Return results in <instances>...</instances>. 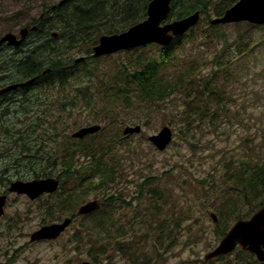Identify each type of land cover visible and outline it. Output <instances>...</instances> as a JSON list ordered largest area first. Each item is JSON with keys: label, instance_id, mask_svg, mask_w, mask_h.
Masks as SVG:
<instances>
[{"label": "trees", "instance_id": "1", "mask_svg": "<svg viewBox=\"0 0 264 264\" xmlns=\"http://www.w3.org/2000/svg\"><path fill=\"white\" fill-rule=\"evenodd\" d=\"M39 1L42 11L40 15L25 21L29 22V28L36 26V29H30L32 42L22 55L21 50L15 48V52L19 54L9 57V63L0 61V79L1 73L9 72V79L20 81L18 83L34 78L29 84L32 89L45 86L56 88L57 91L53 95H33L30 94L31 89L19 94L18 102L14 103H20L26 109V115L32 114L28 116L31 120L24 126V130L30 139L36 134L39 137L37 143L28 141L22 144L16 135L19 133V129L15 128L17 123L8 125L3 120L4 114L0 113V127L3 128L0 130V141L5 136L21 145L17 151L12 147L7 148L6 142L0 143V184L5 188L3 191L8 190L11 181L7 173H19L16 170L20 162L16 164V161H23L24 167L29 168L28 179L50 176L59 178L60 186L54 195L60 196L45 207L49 218L67 215L75 217V211L91 193L101 192L104 203L99 202L100 207L97 210L81 216V220L93 219L94 224L83 222L82 229L89 237L92 247H96V250H89H93V255L98 256L107 252L106 241L117 240L120 232L124 234L120 225L114 221L122 206V190L118 187L119 191H114L112 187L115 184L120 185V181H117L122 163L119 145L129 136L124 134L123 124L137 120L131 118L134 114L146 116L159 112L167 116L169 113L165 110L166 106L176 103L177 112H172L168 123L178 126L180 136L186 137L198 118L212 116V119H216L217 111L212 112L211 104L220 105L222 95L218 92L215 80L195 78L199 62L186 63L184 59H176V49L183 48L184 38L191 35L197 26L184 35L175 37L166 46L149 43L119 51L114 57L113 54L93 55L94 46L98 44L101 35L123 32L144 20L151 0H60L58 3H50L51 0ZM213 2L214 0H172L169 16L179 19L198 10L207 13ZM236 2L237 0H218L215 6L216 16L224 15ZM245 24L251 29L264 26L250 22ZM224 25L208 21L207 31H217ZM54 33L57 35L54 36ZM239 35L240 39L244 37L243 34ZM224 40L227 41V38ZM248 44L249 42L247 46ZM149 45L159 48V53L148 52L146 48ZM84 46L88 48L87 52L80 56L83 57L82 60H78L80 57L75 58L73 52H81ZM238 46L240 52L242 45ZM101 59L110 61L107 60V64L101 65ZM219 66L221 69L226 68L223 67L225 63H220ZM80 103L90 107L96 114L89 117V122L100 121L104 124L100 123V131L76 138L73 136L74 132L71 134L66 128L58 127L56 123L63 120L60 116H55L51 109L55 106L63 112L67 107L78 106ZM33 107H42V112L36 115L32 111ZM45 111L48 115L42 114ZM54 117L57 119L53 120ZM139 119L138 123L141 122ZM45 120L48 126L43 128V132L36 133L42 123L45 124ZM48 141L51 143H47ZM10 150V161L13 160L16 165L5 164L9 155L6 152ZM224 166L221 182H214L212 190L216 195L214 199L217 198L215 209L219 214L218 221L224 222L218 225L221 238L236 221L250 218L264 206V163L228 160ZM144 181L149 179L145 178ZM64 184H69L68 188ZM144 186L145 183L142 184V191ZM147 194L159 201L165 199L167 202L169 199L165 191L153 190ZM152 211L160 216L166 212L160 205L144 209V213ZM155 214L152 212V215ZM164 225L161 221V226L158 227L151 219L143 223L144 228L149 227L156 233L166 232ZM76 237L80 240L83 238L80 234ZM160 239L161 236L158 241ZM114 244L121 250L123 244L120 241ZM236 255L237 264H264L253 253L242 248L237 249Z\"/></svg>", "mask_w": 264, "mask_h": 264}, {"label": "rangeland", "instance_id": "2", "mask_svg": "<svg viewBox=\"0 0 264 264\" xmlns=\"http://www.w3.org/2000/svg\"><path fill=\"white\" fill-rule=\"evenodd\" d=\"M59 1L51 0L50 3ZM217 1L214 0L209 12L202 13L201 22L192 34L186 35L183 48L179 47L175 51L178 60L199 62L195 78H208L217 83L222 99L220 105L211 104L212 112L217 111L216 119H212V116L198 118L193 122L189 134L186 137L180 136L179 127L168 123L172 112L178 109L176 103H171L165 109L169 113L167 116L159 112L146 116L134 114L131 118L137 120L123 124V129L127 125L142 126L140 133L129 135L119 145L122 163L120 179L117 181H120V185L112 186L114 191H119V188L122 190V206L114 221L120 225L124 234L120 232L117 240L106 241L107 252L95 256L93 250L89 249L96 250V247H92L82 229L83 222L94 224L93 219L81 220V216H78L58 238L32 243L30 235L33 231L68 217L49 218L45 209L60 194L56 196L54 193H46L35 201L23 195L11 194L10 205L0 218V264H237V250L224 258L205 260V256L220 243L222 238L218 225L224 224L219 219L214 221L212 217V213L219 216L215 209L217 198L214 199L216 195L212 190L214 182H221L224 164L228 160L264 163V26L251 29L245 22L229 23L217 31H207L208 21L216 17ZM40 3L39 0H0V34H19L23 27L29 25V22L25 23L26 20L40 15ZM169 20L174 19L171 17ZM239 34L244 37L240 39ZM239 44L242 45L240 52ZM85 47H82L81 52H73L75 58L85 55L88 49ZM146 49L152 54L159 53V48L154 45ZM26 51L27 47L21 55ZM107 60L101 59L99 64H107L110 61ZM220 63H225L223 67L226 68L221 69ZM10 75L9 72L1 73V77L7 76L6 79ZM56 91V88L39 86L32 89L30 94L53 95ZM192 95L193 92L191 98ZM67 108L61 112V108L56 109L54 106L51 112L61 117L63 121L56 124L66 128L68 133L72 134L88 125L104 124L88 121L89 117L96 114L84 103ZM25 110L20 103H16L9 114L3 115V120L8 125L17 123L15 128L19 129V133L16 135L22 144L28 141L37 143L39 137L34 134L30 139L24 130V126L31 120L28 116H32L30 113L26 115ZM32 111L38 115L42 107H33ZM42 114L47 113L45 111ZM44 122L36 133L43 132V128L48 126L46 120ZM166 125L172 128L173 139L166 149L159 150L149 140V136L157 134ZM2 142H6L7 148L12 147L17 151L21 146L5 136H2ZM6 153L10 156L7 155L5 164L16 165L20 162L16 170L19 173H7L9 181L31 180L28 179L29 168L24 167L25 163L16 161L13 164V160L10 161L12 150ZM145 178L149 181H144ZM2 185L0 193L5 189ZM68 186L64 184V187ZM153 190L165 191L169 195L167 202L147 194ZM100 194L91 193L84 203L94 199L104 203ZM153 205H160L166 211L165 214L156 215V211H152L155 215L152 212L144 213V209H150ZM150 219L158 227L163 221L166 232L156 233L149 227L144 228L143 223ZM77 234L83 236L82 240L76 237ZM117 241L123 244L121 250L114 244Z\"/></svg>", "mask_w": 264, "mask_h": 264}, {"label": "water", "instance_id": "3", "mask_svg": "<svg viewBox=\"0 0 264 264\" xmlns=\"http://www.w3.org/2000/svg\"><path fill=\"white\" fill-rule=\"evenodd\" d=\"M172 0H151L148 5L147 17L132 25L127 30L104 34L99 37V42L94 46V56L114 54L122 50L145 46L149 43L169 45L177 36L184 35L189 29L196 26L201 19V11H196L188 16L169 21ZM248 21L253 24L264 25V0H237V2L224 15L211 20L212 24H228ZM36 29V27H33ZM20 38L13 32H8L0 38V46L5 42L8 45L18 46L29 33L28 27L20 30ZM57 33H54L56 36ZM83 57L78 58L82 60ZM34 78L26 82L10 85L4 91L15 89L18 86L32 83ZM101 124H92L79 128L73 133L76 138L94 134L101 130ZM141 125H127L124 134L140 133ZM173 139L172 128L168 125L157 133L149 136V140L159 149L164 150ZM60 186L57 177H44L31 180H17L11 182L9 192L26 194L31 199H36L45 193H54ZM7 194L0 195V216L5 213ZM100 207L97 199L88 201L78 208L79 215L92 213ZM214 221L218 216L212 213ZM72 218H66L62 222L44 225L31 235V241L52 240L58 238L71 224ZM240 246L244 250L254 253L260 261H264V206L258 209L250 218L236 221L228 233L221 239L215 249L210 251L205 260L224 256L234 252ZM85 264H90L89 262Z\"/></svg>", "mask_w": 264, "mask_h": 264}, {"label": "flooded vegetation", "instance_id": "4", "mask_svg": "<svg viewBox=\"0 0 264 264\" xmlns=\"http://www.w3.org/2000/svg\"><path fill=\"white\" fill-rule=\"evenodd\" d=\"M3 35L4 34H2L1 37ZM17 35H18V38H19L20 35L19 34H17ZM30 40H31V32L28 33V35L26 36V38L18 46L8 45L7 42H5L4 44H2L0 46V61H6L7 63H9V60H8L9 57H13L14 54H19V52H17V53L15 52V48H19V50H21V52H22L25 49V47H27L29 45V41ZM6 78H7V76L6 77H2V79H0V109L2 110V111H0V113H2L4 115L9 114L10 113V110L14 106V103L15 102H18L17 100L19 98V94L20 95L21 94H24L27 91H30L32 89V88H30L29 85L28 86L26 85V86H18L15 89H11V90L4 91L5 88L9 87L10 85H13V83L20 82V81H12V80L6 79ZM8 189H9V187H8ZM3 194H7L8 195V199H7L6 205H5V213H6V208L10 205V197H11L10 195L11 194L23 195V196L28 197L26 194L13 193V192H9V190L3 191L2 193H0V195H3ZM29 199H31V198H29ZM31 200L32 201H35V199H31ZM5 213H4V215H5ZM4 215L0 216V218L3 217ZM75 215H76L75 217H73V216L66 217V218H72L71 224L74 222V220L76 219V217L83 216V215H78V213H76ZM65 219H63L62 221H64ZM62 221H58V222H62ZM35 231H33V232H35ZM41 241H50V240H40V241H31V242L32 243H39ZM256 258H257V256H256Z\"/></svg>", "mask_w": 264, "mask_h": 264}, {"label": "bare ground", "instance_id": "5", "mask_svg": "<svg viewBox=\"0 0 264 264\" xmlns=\"http://www.w3.org/2000/svg\"><path fill=\"white\" fill-rule=\"evenodd\" d=\"M201 16H202V12H201ZM217 17V16H216ZM169 19H170V16H169ZM175 20V19H174ZM169 21H171V20H169ZM242 22H248V21H242ZM237 23V22H236ZM34 27H36V26H34ZM29 28V27H28ZM30 29H32L33 30V27L32 28H29V32H30ZM17 35V34H16ZM19 35H20V33H19ZM17 37H18V35H17ZM20 38V37H19ZM96 46V45H95ZM29 85V84H28Z\"/></svg>", "mask_w": 264, "mask_h": 264}]
</instances>
